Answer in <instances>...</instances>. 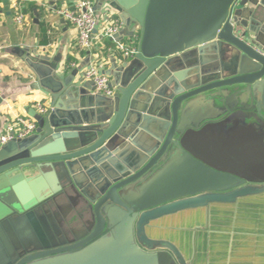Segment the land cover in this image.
<instances>
[{
  "label": "water",
  "instance_id": "1",
  "mask_svg": "<svg viewBox=\"0 0 264 264\" xmlns=\"http://www.w3.org/2000/svg\"><path fill=\"white\" fill-rule=\"evenodd\" d=\"M94 3L138 34L113 97L12 51L50 105L0 148V264H189L166 221L264 199V0Z\"/></svg>",
  "mask_w": 264,
  "mask_h": 264
},
{
  "label": "crops",
  "instance_id": "2",
  "mask_svg": "<svg viewBox=\"0 0 264 264\" xmlns=\"http://www.w3.org/2000/svg\"><path fill=\"white\" fill-rule=\"evenodd\" d=\"M1 1L0 135L15 119L34 118L38 104L50 105L49 96L34 89L36 78L13 54L14 48H30L51 58L61 56V68L82 69L80 75L91 62H103V70L111 66V56L106 49L100 50V43L91 52L79 50L77 31L56 12L63 5L95 0H25L26 9L36 8L29 11L22 28L16 25L8 0ZM108 9L105 5L99 10L100 16ZM110 41L105 39L103 45ZM243 203L238 211L218 206L177 214L166 221V236L178 244L189 264H264V199Z\"/></svg>",
  "mask_w": 264,
  "mask_h": 264
},
{
  "label": "built area",
  "instance_id": "3",
  "mask_svg": "<svg viewBox=\"0 0 264 264\" xmlns=\"http://www.w3.org/2000/svg\"><path fill=\"white\" fill-rule=\"evenodd\" d=\"M14 12L15 23L19 28L24 27L27 14L25 13V0H8ZM47 10L52 8L48 4L42 5ZM3 4L0 0V14H2ZM56 12L66 20L77 31L76 46L79 50L92 51L96 44H101V49H106L111 57L118 62L130 60L137 54L138 34L133 38H126L122 42H116L113 37L124 28L117 13L111 9L103 12L100 16L99 11L93 1H79L72 6L63 5L56 8ZM102 18V19H101ZM112 40L113 46H106L104 40ZM103 52L96 54L101 57ZM104 63L101 61L91 62L82 72L86 81L95 84V91L105 96L113 97L115 90L110 87L111 79L103 74ZM49 110L42 104H38L37 115H45ZM38 124L34 118H17L10 122L4 133L0 135V148L11 141L25 139L37 132Z\"/></svg>",
  "mask_w": 264,
  "mask_h": 264
},
{
  "label": "trees",
  "instance_id": "4",
  "mask_svg": "<svg viewBox=\"0 0 264 264\" xmlns=\"http://www.w3.org/2000/svg\"><path fill=\"white\" fill-rule=\"evenodd\" d=\"M36 8V6H29L28 7V9H25V13L26 14H29V11H30V13L34 10ZM107 46H113V42H108L107 44H106Z\"/></svg>",
  "mask_w": 264,
  "mask_h": 264
}]
</instances>
